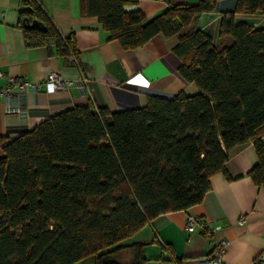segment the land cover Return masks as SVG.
Instances as JSON below:
<instances>
[{
	"label": "trees",
	"instance_id": "16d2710c",
	"mask_svg": "<svg viewBox=\"0 0 264 264\" xmlns=\"http://www.w3.org/2000/svg\"><path fill=\"white\" fill-rule=\"evenodd\" d=\"M137 0H82L124 49L156 34L177 36L178 72L197 87L171 98L149 95L138 108L109 111L75 105L14 137H1L0 264H143V243L130 238L158 214L200 202L209 177L226 175L231 150L253 143L248 172L264 183V28L235 13L264 15V0H237L222 14L219 44L197 27L213 0L167 6L146 19ZM27 47L46 45L76 60L74 36L60 35L36 0H20Z\"/></svg>",
	"mask_w": 264,
	"mask_h": 264
},
{
	"label": "crops",
	"instance_id": "0c3cea01",
	"mask_svg": "<svg viewBox=\"0 0 264 264\" xmlns=\"http://www.w3.org/2000/svg\"><path fill=\"white\" fill-rule=\"evenodd\" d=\"M81 1L36 0L60 35L74 36L78 49L74 60L55 55L46 45L27 47L22 37L23 20L18 13L20 0H0V88L13 77L39 83V89L30 88L19 97L23 114L6 113L0 99L1 137L19 135L49 116L89 101L114 112L141 107L149 95L171 98L179 92H198L196 85L182 79L178 72L180 61L173 51L177 36L156 34L142 46L124 49L118 40L109 39L97 17L81 12ZM197 1L137 0L124 9H139L150 19L167 6ZM213 2L214 9L198 16L196 24L217 45L221 40L220 18L234 10L237 0ZM234 19L255 29L264 28L262 14L235 13ZM50 70L73 83L54 94L45 92L41 83ZM256 161L252 141L231 150L224 162L226 175H210V187L200 202L185 210L158 214L125 243H143V264H208L218 249L217 243L224 240L227 244L220 251L222 264H257L264 252V183L255 184L248 175ZM193 213L220 229L208 237L199 231L188 235L185 218ZM241 219L243 223L239 222ZM74 264L92 261L85 259Z\"/></svg>",
	"mask_w": 264,
	"mask_h": 264
},
{
	"label": "built area",
	"instance_id": "2783aa9c",
	"mask_svg": "<svg viewBox=\"0 0 264 264\" xmlns=\"http://www.w3.org/2000/svg\"><path fill=\"white\" fill-rule=\"evenodd\" d=\"M2 73L0 72V75ZM73 83L72 80H64L60 73L56 70H50L47 72L46 77L42 81L43 88L47 93H53L57 90L63 89L69 84ZM81 86H83L81 84ZM37 90L39 89V83L33 82L28 83V81L22 80L17 77L10 78L6 85L0 88V99H2L3 107L6 113H16L23 114L22 107L20 105L19 97L26 93L29 89ZM243 223V219L239 220ZM184 229L188 235L199 231L200 233L206 235V237L213 235L216 231L220 229L219 225H210V223L193 214H188L185 218ZM226 241L220 240L217 243L218 249L215 251L214 257L208 260V264H222L220 261V251L226 246ZM257 264H264V252H262L257 258Z\"/></svg>",
	"mask_w": 264,
	"mask_h": 264
},
{
	"label": "water",
	"instance_id": "95a60500",
	"mask_svg": "<svg viewBox=\"0 0 264 264\" xmlns=\"http://www.w3.org/2000/svg\"><path fill=\"white\" fill-rule=\"evenodd\" d=\"M23 25L27 26L28 28H32V27H35L41 31H45L46 30V27L45 25L43 24L42 21L38 20V19H32V20H29L27 17H24L23 19Z\"/></svg>",
	"mask_w": 264,
	"mask_h": 264
},
{
	"label": "rangeland",
	"instance_id": "374dc122",
	"mask_svg": "<svg viewBox=\"0 0 264 264\" xmlns=\"http://www.w3.org/2000/svg\"><path fill=\"white\" fill-rule=\"evenodd\" d=\"M124 241V240H123ZM125 242V241H124Z\"/></svg>",
	"mask_w": 264,
	"mask_h": 264
}]
</instances>
